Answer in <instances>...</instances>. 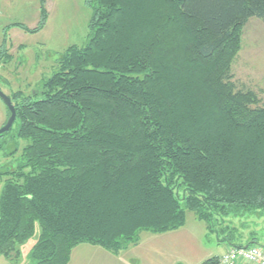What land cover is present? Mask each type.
I'll return each instance as SVG.
<instances>
[{
    "label": "trees",
    "instance_id": "obj_1",
    "mask_svg": "<svg viewBox=\"0 0 264 264\" xmlns=\"http://www.w3.org/2000/svg\"><path fill=\"white\" fill-rule=\"evenodd\" d=\"M41 0L39 32L48 12ZM90 38L70 46L39 94L10 98L27 144L0 194V256L40 234L30 264H68L74 247L118 255L187 211L235 248L229 217L264 216V105L232 64L264 0H85ZM1 59L10 60L5 33ZM11 132V130H10ZM7 132L0 138L10 134ZM4 145V146H5ZM2 146L0 145V150ZM264 248V245H260ZM203 264H220L217 257Z\"/></svg>",
    "mask_w": 264,
    "mask_h": 264
},
{
    "label": "rangeland",
    "instance_id": "obj_2",
    "mask_svg": "<svg viewBox=\"0 0 264 264\" xmlns=\"http://www.w3.org/2000/svg\"><path fill=\"white\" fill-rule=\"evenodd\" d=\"M41 0H0V46L5 33L6 48L10 60L1 59L0 89L7 96L21 91L26 96L39 94L43 82L57 68V61L72 45L85 46L90 38V10L85 0H46L48 17L44 27L30 34L19 28L8 26L20 23L29 29L36 28L41 21ZM233 82L238 90L253 91L264 105V22L252 18L241 33V46L232 64ZM9 118V112L0 99V128ZM16 126L10 134L0 138V170L16 168L26 142L18 140L19 150L12 156L11 143ZM5 145V146H4ZM6 178H0V194ZM186 224L181 229L165 234L143 232L135 245L115 255L100 246L80 244L74 247L68 264H203L233 248L219 241L207 230L205 223L197 220L193 212L187 211ZM217 230L227 228L222 237L233 234L235 242L248 245L255 237L264 245V216L229 217ZM36 235L25 244L17 246L10 257L0 256V264H30L29 253L37 242Z\"/></svg>",
    "mask_w": 264,
    "mask_h": 264
},
{
    "label": "built area",
    "instance_id": "obj_3",
    "mask_svg": "<svg viewBox=\"0 0 264 264\" xmlns=\"http://www.w3.org/2000/svg\"><path fill=\"white\" fill-rule=\"evenodd\" d=\"M221 264H264V248L260 245L231 248L220 258Z\"/></svg>",
    "mask_w": 264,
    "mask_h": 264
},
{
    "label": "water",
    "instance_id": "obj_4",
    "mask_svg": "<svg viewBox=\"0 0 264 264\" xmlns=\"http://www.w3.org/2000/svg\"><path fill=\"white\" fill-rule=\"evenodd\" d=\"M0 99L4 102L5 106L8 108V110L11 113V116L8 119L6 125L0 129V136H3L4 134H6L11 130L13 124L17 120V117H16V109L12 103L11 98L7 96L5 93H3L1 89H0Z\"/></svg>",
    "mask_w": 264,
    "mask_h": 264
},
{
    "label": "flooded vegetation",
    "instance_id": "obj_5",
    "mask_svg": "<svg viewBox=\"0 0 264 264\" xmlns=\"http://www.w3.org/2000/svg\"><path fill=\"white\" fill-rule=\"evenodd\" d=\"M11 95H12V94H11ZM11 95H10V96H11ZM12 103H13V102H12ZM13 105H14V104H13ZM14 107H15V106H14ZM7 110H8V108H7ZM8 112H9V118H10V116H11V113H10V111H9V110H8ZM16 117H17V114H16ZM9 118H8V119H9ZM7 121H8V120H7ZM7 121L5 122V124H4L3 126H5V125H6ZM15 123H16V122H15ZM15 123L13 124V126H12L11 130H12V129H13V127L15 126ZM3 126H2V127H3ZM2 127H1V128H2ZM1 128H0V129H1ZM9 132H10V131H9ZM4 135H5V134H4ZM0 137H1V136H0Z\"/></svg>",
    "mask_w": 264,
    "mask_h": 264
},
{
    "label": "crops",
    "instance_id": "obj_6",
    "mask_svg": "<svg viewBox=\"0 0 264 264\" xmlns=\"http://www.w3.org/2000/svg\"><path fill=\"white\" fill-rule=\"evenodd\" d=\"M230 249H231V248H229V249L227 248V250H226L222 255H224V254H225L226 252H228ZM222 255L218 256L217 258L220 259V258L222 257ZM220 264H221V263H220ZM242 264H243V263H242Z\"/></svg>",
    "mask_w": 264,
    "mask_h": 264
}]
</instances>
